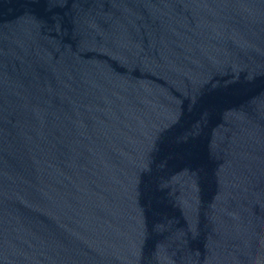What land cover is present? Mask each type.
I'll use <instances>...</instances> for the list:
<instances>
[{"label": "water", "instance_id": "obj_1", "mask_svg": "<svg viewBox=\"0 0 264 264\" xmlns=\"http://www.w3.org/2000/svg\"><path fill=\"white\" fill-rule=\"evenodd\" d=\"M0 264H264V0H0Z\"/></svg>", "mask_w": 264, "mask_h": 264}]
</instances>
